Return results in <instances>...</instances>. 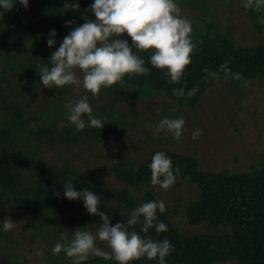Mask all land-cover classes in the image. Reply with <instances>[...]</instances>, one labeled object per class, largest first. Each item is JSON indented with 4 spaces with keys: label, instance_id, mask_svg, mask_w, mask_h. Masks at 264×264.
<instances>
[{
    "label": "rangeland",
    "instance_id": "1",
    "mask_svg": "<svg viewBox=\"0 0 264 264\" xmlns=\"http://www.w3.org/2000/svg\"><path fill=\"white\" fill-rule=\"evenodd\" d=\"M14 2L10 11L0 8V87L7 96L5 102L0 100V123H7L14 130L7 143L23 153H33L44 168L78 172L106 182L115 190L127 191L136 206L146 203L150 191L155 192L156 198L165 203L164 213L182 232L224 231L207 223H189V203L200 197V190L192 181L177 179L166 191L151 183L137 189L119 182L113 168L135 171L157 152H175L196 158L204 171H248L252 165L259 164L264 154V83L220 80L194 106L180 105L166 94L135 86L93 97L82 86L47 88L41 84L37 70L46 66L50 54L74 29L66 26L68 21L63 14L66 0H29L27 8L18 0ZM175 2L181 15L191 21V39L196 45L201 33L207 30L221 31L240 46L264 43V31L259 32L249 19V9L246 11L243 6L245 0ZM260 11L264 13V8ZM52 29L56 31V43L50 48L47 40ZM122 38L131 46L127 34ZM85 95L96 118L116 122L115 134L103 140L73 143L38 138L31 133L32 129L48 124L73 125L67 118L69 109L65 105ZM82 118L88 120L87 115ZM164 118L184 119L179 141L166 130H156ZM197 129L203 135L193 140L192 133ZM25 173L36 181L41 172L32 169ZM5 218H10L16 226L5 232L0 222V264H19L24 258L31 264H47L51 246L65 229L69 237L77 227L89 226L95 231L75 215L70 222H58L52 216L33 218L12 200L0 209V221ZM97 246L109 250L103 242L98 241ZM38 251L41 254L37 255Z\"/></svg>",
    "mask_w": 264,
    "mask_h": 264
},
{
    "label": "trees",
    "instance_id": "2",
    "mask_svg": "<svg viewBox=\"0 0 264 264\" xmlns=\"http://www.w3.org/2000/svg\"><path fill=\"white\" fill-rule=\"evenodd\" d=\"M79 3V9H65L67 21H74V28L87 19H95L93 13L87 11L94 2L89 0H68ZM248 17L259 32L264 25L258 23L264 13L249 9ZM135 52V51H134ZM150 52H141L145 66L149 68L147 75L125 76L123 81L110 88H102L99 95L121 92L135 86L166 94L180 105H197L207 90L217 81L228 80L236 83H264V43L255 46H240L229 36L218 30H207L198 38L197 48L192 54V63L187 66L180 84H173L165 76L166 70L152 68L148 63ZM227 64L232 73H238L240 80L220 79L205 80L204 69L218 71ZM199 91L191 99L174 96L173 89L185 88V92L194 87ZM90 96L93 95L87 92ZM3 88L0 87V100L6 101ZM103 128L86 127L76 132L74 125L58 127L48 124L32 129L31 133L38 138L47 137L59 141L78 143L83 140H103L117 132L115 121L102 119ZM14 130L7 123H0V209L8 200L14 203L33 218L52 216L58 222H70L73 215L92 225L101 223L98 216L87 213L83 201H69L64 198L63 185L72 183L77 191L85 188L101 196L98 211L110 215L111 224L124 221L130 212L137 207L132 195L124 190H115L110 184L70 170L47 169L40 165L33 153H23L7 142L12 139ZM173 163V170L180 167L177 179L190 180L200 190L198 200L189 203L187 212L191 225L207 223L215 229L222 227L224 231L209 234H187L182 232L168 216L157 211V218L167 226V231L157 234L150 229L147 234L140 233L155 240L168 239L174 251L166 258V264H216L220 262H236L237 264H264V154L258 165H252L248 171L231 173L228 170H201L200 162L189 155L166 152ZM154 155V154H153ZM153 155L139 164L135 171L119 166L113 168L117 180L129 187L140 189L151 183L149 164ZM39 169V179L33 181L25 171ZM60 193L59 196L55 193ZM156 194L150 191L146 202L156 200ZM141 225L135 230L140 232ZM55 243L51 246L54 247ZM19 264H31L24 258ZM47 264H73L64 252L53 254L48 252ZM83 264H118L112 259L91 257ZM132 264H158L157 260L142 258Z\"/></svg>",
    "mask_w": 264,
    "mask_h": 264
},
{
    "label": "clouds",
    "instance_id": "3",
    "mask_svg": "<svg viewBox=\"0 0 264 264\" xmlns=\"http://www.w3.org/2000/svg\"><path fill=\"white\" fill-rule=\"evenodd\" d=\"M19 4L27 8L29 0H18ZM14 0H0V8L10 11ZM245 10L264 8V0H245ZM79 3H64L65 9H79ZM94 14L95 19L85 18V22L74 28L63 38L62 43L50 54L46 66L38 68L37 74L44 87L56 86L63 88L66 85L82 86L85 92L97 96L102 88H110L123 81L125 76L147 75L149 68L145 66L141 52H150L148 63L152 68L166 70L165 76L170 83L180 84L185 75L187 66L192 63L193 51L197 45L191 39L192 24L189 19L181 15L175 0H94L87 10ZM74 21H68L66 26L71 27ZM258 23L264 25V18ZM127 34L131 39L122 37ZM55 29L50 30L47 40L48 46L54 47L56 41ZM135 49V52L133 51ZM205 80L220 79L223 73L225 79L240 80L238 73H232L227 64L220 66L218 71L204 69ZM199 91L198 86L185 92V88L173 89V95L191 99ZM69 109L68 120L74 125L76 132L84 130L86 124L92 128H103L102 119L92 113L88 97L76 101H69L65 105ZM87 115L88 120L82 117ZM185 121L183 118H164L156 125V130H166L179 141L182 138ZM203 131L197 129L192 133L196 140ZM151 185L159 189L168 190L179 177L181 170L164 152L153 155L149 164ZM59 196L60 193L56 192ZM64 198L69 201H83L88 214L98 216L101 223L92 224L95 231L89 226L77 227L69 237L65 229L56 241L51 252L64 254L72 259L73 264H83L91 257L112 259L118 264H132L146 258L149 261L157 260L158 264H166V258L174 251L168 239L155 240L140 233L147 234L155 229L157 234L166 232L167 226L157 218V211H165V203L156 199L142 203L135 207L127 219L115 223L110 222V215L105 211H98L101 196L85 188L77 191L72 183L63 185ZM2 222L5 232L15 226L10 218ZM141 225L140 232L135 230ZM106 244L108 251L97 246V242ZM41 254L39 251L37 255Z\"/></svg>",
    "mask_w": 264,
    "mask_h": 264
}]
</instances>
